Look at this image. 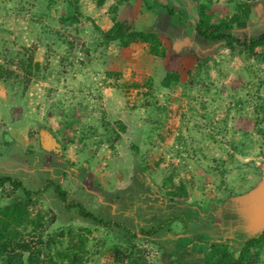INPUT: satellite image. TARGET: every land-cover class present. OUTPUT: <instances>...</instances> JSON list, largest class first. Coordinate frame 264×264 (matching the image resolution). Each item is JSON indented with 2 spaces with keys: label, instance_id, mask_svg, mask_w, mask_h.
I'll list each match as a JSON object with an SVG mask.
<instances>
[{
  "label": "rangeland",
  "instance_id": "1",
  "mask_svg": "<svg viewBox=\"0 0 264 264\" xmlns=\"http://www.w3.org/2000/svg\"><path fill=\"white\" fill-rule=\"evenodd\" d=\"M107 1L0 0V175L31 191L52 180L68 200L122 225L67 211L51 187L31 196L15 242L55 264H67L56 251L80 264H131L115 260L116 248L133 250L140 264H204L207 249L195 250L191 240L183 245L195 251L176 247L201 229L235 253L254 233L244 225L257 221L242 216L247 210L254 218L249 208L262 198L264 47L248 53L199 43L186 28L203 6L212 29L226 22L236 38H256L264 33V0H185L192 13H153L159 27L151 30L117 21V1ZM148 1L158 12L161 2L182 11L175 0ZM107 17L112 26L156 33L164 57L148 43L107 42ZM167 73L179 80L165 88ZM25 199L20 189L0 187V208ZM174 216L182 221L158 235L127 233ZM21 250L7 251L21 255L14 264H28ZM260 254L264 264V248Z\"/></svg>",
  "mask_w": 264,
  "mask_h": 264
},
{
  "label": "trees",
  "instance_id": "2",
  "mask_svg": "<svg viewBox=\"0 0 264 264\" xmlns=\"http://www.w3.org/2000/svg\"><path fill=\"white\" fill-rule=\"evenodd\" d=\"M104 1L105 0H97V5L101 6ZM146 1L148 0H143V2ZM180 3L183 4L187 2H185V0H180ZM177 4L180 6L179 3ZM163 7L166 9L169 16L174 17V15H176L179 19L182 18L184 12L187 13V15L193 12L192 4L189 3L184 4V6H180V9L182 7V11L178 12H176L177 10L172 5H166ZM249 11L252 14L253 11L248 9V12ZM194 13H197V19L196 22L190 27L194 28L199 37L207 41L217 43L222 42L223 45L229 50L234 51L236 48H239L240 50L248 51V53H253L254 49L257 47H264V33L260 34L256 38L240 40L233 36L231 33L226 32L229 31L232 27L231 24L229 25L226 22L217 24V26L212 29L209 24V18L204 13L203 6H198L197 12ZM104 34L106 36L107 42L119 41L122 46L126 47L133 42L140 41L150 44V51L153 54L163 57L165 55V51L161 47L156 33L133 31L127 29L124 24L114 21L113 26ZM261 57L264 59V51ZM0 77H2V73H0ZM178 80L179 75L177 73H167L163 78L161 85L165 88H168L172 83L178 82ZM120 127L123 132L125 130V127L123 125H121ZM67 129L70 128L68 127ZM5 184L11 185L12 189H20L26 199L24 200V202H15L13 204H9L3 208H0V259L4 258V264H14V262L21 257V255L19 254H13L12 252L7 253V251L10 250L12 244H16V247L23 249L21 251H25L28 253V264H55V262H53L52 260L53 257H49L48 262H40L39 255H37L39 252L35 253L29 250L28 242H22L21 244H17V242H15L20 235L18 232H16L15 228L19 225H22L24 220L26 219V206L30 204L31 196L42 194L51 187H53L59 200L65 205L67 211L76 209L81 218L92 220L98 225H114L116 227H122L120 223H113L110 221L105 222L103 219L98 218L91 212L87 211L80 203L68 200L66 191H64L58 184H55L52 180H48L40 190L31 191L24 188L21 181L13 179L9 176L0 175V187H3ZM155 216L157 215L152 216L151 219L155 220ZM172 221L181 222L182 219L174 216L168 220H163L161 224H155L149 221L148 226L141 225L138 228L137 232H131L127 229V233L132 238H135L138 234L143 237H152L160 234L161 231H163L166 227L167 223H170ZM199 233L200 234H197L195 231L194 234H189V236H186L185 239L177 244V249L182 250L183 253L184 251L182 246L184 247L185 252L190 249L193 250V247L190 246L188 249V246L183 245L184 241H187V243H189L191 240L196 244L195 250L199 248L207 249L209 247L208 251L203 254L204 264H262L260 260V253L264 248V234H261L258 237L245 238V241L242 242L241 246H237V251L235 253H231L227 250L228 244L221 243L218 237H213L212 235L214 234L211 233V231H201V229H199ZM206 238L208 239V243L206 242ZM252 250L254 252H252ZM132 251L133 250H130L128 251V253H124L116 248L114 250L115 260L121 263L130 260L129 262L131 264H140V262L132 259ZM56 254L59 256L61 255L62 258L67 261V264H80L79 259L72 260V255L68 253L64 254L62 252L56 251ZM74 257H76L75 254ZM61 264L65 263L62 262Z\"/></svg>",
  "mask_w": 264,
  "mask_h": 264
},
{
  "label": "crops",
  "instance_id": "3",
  "mask_svg": "<svg viewBox=\"0 0 264 264\" xmlns=\"http://www.w3.org/2000/svg\"><path fill=\"white\" fill-rule=\"evenodd\" d=\"M117 2H115V0H108V3H114V6H116L115 10V16L117 18V21H130V22H135L137 29L139 30H147V29H158L159 24L157 23V18L155 17V15L153 13H157L160 14L162 16H167L168 13L166 11L165 8L162 7L166 6L167 3H163L161 2V12H158L157 10L151 9V6H148L147 2H143V0H116ZM175 2L179 3V1L175 0ZM184 4H188V3H180V6H184ZM112 6V7H114ZM153 6H156V4L154 3ZM177 12V11H176ZM176 15H174L175 17ZM173 17V16H171ZM106 19V18H105ZM104 24H105V28L106 30L109 29L112 26V22L109 20V18L107 17L106 20H103ZM136 28V27H135ZM185 29V28H183ZM187 30H189V32L191 31L192 33H196V31L194 30L193 27H189L187 26L186 28ZM180 31L177 30L176 33ZM182 32H184L182 30ZM181 34V33H180ZM198 35V34H197ZM176 37V36H175ZM177 38V37H176ZM184 38H182L181 40H183ZM200 40H195V41H199V43H206V40L203 38H198ZM185 40V39H184ZM183 40V41H184ZM186 40L188 41L189 39L186 38ZM177 41V40H176ZM135 45V44H132Z\"/></svg>",
  "mask_w": 264,
  "mask_h": 264
},
{
  "label": "flooded vegetation",
  "instance_id": "4",
  "mask_svg": "<svg viewBox=\"0 0 264 264\" xmlns=\"http://www.w3.org/2000/svg\"><path fill=\"white\" fill-rule=\"evenodd\" d=\"M261 197L262 198H260L259 201H257L258 204L254 203V204H252L251 208H249V210L252 211V216L254 218H251L249 216L250 212H248L247 210H246V213L243 214V216H242L243 219H247V220L256 219L257 220L255 226H251V222H250V224L244 225V227L246 228L247 234L251 231L254 232V233H251V235H247V236H254L256 233H260V232L264 233V190L261 191ZM257 205L260 208L257 207ZM195 231L197 234H200L198 229ZM231 231L237 237H239V236L244 237L245 236V235H238L237 233H241V231H239V230L236 232L235 229H234V231L231 229ZM192 240H194V239H192Z\"/></svg>",
  "mask_w": 264,
  "mask_h": 264
},
{
  "label": "water",
  "instance_id": "5",
  "mask_svg": "<svg viewBox=\"0 0 264 264\" xmlns=\"http://www.w3.org/2000/svg\"><path fill=\"white\" fill-rule=\"evenodd\" d=\"M52 143H53V140L51 139L50 136H45V137L43 138V144H44L47 148H50ZM262 190H264V178H263V181H262L261 185L257 187V191H258V192H261Z\"/></svg>",
  "mask_w": 264,
  "mask_h": 264
},
{
  "label": "clouds",
  "instance_id": "6",
  "mask_svg": "<svg viewBox=\"0 0 264 264\" xmlns=\"http://www.w3.org/2000/svg\"><path fill=\"white\" fill-rule=\"evenodd\" d=\"M10 177V176H9ZM6 185V184H5ZM4 185V186H5ZM9 185V184H8ZM263 235L264 233H262V232H260V233H256L254 236H247L246 238H249V237H258L259 235ZM206 248V247H205ZM208 249H209V247L207 248V251H208ZM202 256H203V258H204V255H203V253H202Z\"/></svg>",
  "mask_w": 264,
  "mask_h": 264
}]
</instances>
